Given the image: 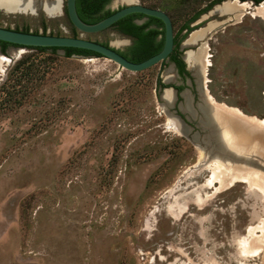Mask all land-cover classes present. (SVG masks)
Here are the masks:
<instances>
[{
  "label": "rangeland",
  "instance_id": "1",
  "mask_svg": "<svg viewBox=\"0 0 264 264\" xmlns=\"http://www.w3.org/2000/svg\"><path fill=\"white\" fill-rule=\"evenodd\" d=\"M50 1L55 14L0 11V26L72 36L65 0ZM138 1L164 10L177 40L208 2ZM243 2L250 6L237 18L210 10L191 23L221 24L201 41L211 63L201 82L211 102L264 121V18L252 13L264 1ZM189 33L180 56L201 44L182 47ZM77 35L119 50L132 43L112 28ZM48 55L0 49V264H264L263 190L248 182L207 188L212 170L198 164L205 131L193 127L200 144L177 131L165 109L173 101L160 99L177 85L198 101L194 77L184 79L169 59L128 72L103 57ZM252 226L263 247L247 257L241 242Z\"/></svg>",
  "mask_w": 264,
  "mask_h": 264
},
{
  "label": "bare ground",
  "instance_id": "2",
  "mask_svg": "<svg viewBox=\"0 0 264 264\" xmlns=\"http://www.w3.org/2000/svg\"><path fill=\"white\" fill-rule=\"evenodd\" d=\"M116 1L130 3L135 0ZM0 6L6 8L7 12L11 11V13H34L37 9L41 8L50 15L55 14L57 11L56 8H58L56 2L50 0H0ZM249 6L250 5L248 2L228 0L216 6L211 13L229 16V18L230 16H232L231 18H237L238 16H240V14H238L237 12L244 7L249 8ZM256 10V12L252 13H254V15L260 14L264 18V2H261V4L257 6ZM218 25L219 22L213 21L209 22L202 28L193 30L184 41L183 45L185 47L196 45L197 43L204 40L207 33H210ZM207 50L208 46L206 42L203 41L195 52H192L191 50L184 52V58L188 64L189 69L193 71L196 79H198L197 82L201 91L200 97L206 98V101L210 103V98L207 97L202 85L203 82H201L203 76L205 75V68L211 64L209 60L210 54ZM170 78L171 75H167L165 79L170 81ZM183 95L185 98L184 101L189 100L190 104L189 94L185 92L183 93ZM162 97L165 104L172 102L174 100L173 89H165L162 92ZM185 106L187 111L191 113L194 112V110L192 112L188 109V105ZM200 107L205 113V120L203 121V124L211 125V123L213 124V122H216V124H218L219 128L221 129L217 134L212 133L213 136H211L214 137L216 141V147L213 146L212 151L209 155L211 156V158L208 157V159L204 163L202 162V157L205 156V148L199 147L201 155L199 159V162L201 163H198L199 166L201 168L210 167L212 170V175L208 180L207 188H210L212 190L215 189L214 191L218 193L219 190L229 188L236 182H248L250 185H256L260 187V189H262L264 192V176L260 175L262 173L260 170L254 168L257 167L256 164H251L254 165V167H252L246 162L240 163L237 161V159L242 157L243 159L241 160L247 161V159H251L260 161L262 165L264 164V121L255 119L253 117H244L242 115L236 114L237 111L228 110L224 107L216 105L215 103H213V107H215L216 112L212 117L209 115V111L206 106L201 104ZM182 109L185 110V107H183ZM170 122H172L174 127L180 133L186 134V132L188 131L175 118H170ZM255 228L258 227L252 226L249 229L248 237L244 238L241 242L242 252L247 257L256 256L262 251L263 238L259 236V240L253 238ZM260 228L261 227L259 225V230Z\"/></svg>",
  "mask_w": 264,
  "mask_h": 264
},
{
  "label": "water",
  "instance_id": "3",
  "mask_svg": "<svg viewBox=\"0 0 264 264\" xmlns=\"http://www.w3.org/2000/svg\"><path fill=\"white\" fill-rule=\"evenodd\" d=\"M228 1V0H226ZM64 8H65V14L69 21V23L75 27L77 31L80 33H87V34H93V33H99L103 30L108 29L111 27L113 23L118 21L120 18L131 14V13H140L144 16H151L160 19L164 24V40H163V46L161 50L148 58L140 61V62H134L126 57H124L121 53H119L115 47L112 45H104L100 41L91 40L85 37H82L81 35L77 36H70V35H55V34H48V33H41V32H32V31H22V30H15L12 28H6L0 26V41L8 42L13 45V47L18 48H28V47H72V48H79V49H86L89 51H92L101 57L105 58L106 60L112 62L122 70L128 71V72H137L142 71L144 69H147L159 62H163L168 60L169 55L172 53L174 48V31H173V24L170 16L164 11L159 8H153L146 5L141 4L138 0L132 1L130 3H124L119 8L115 9L114 12L109 14L108 16L104 17L103 19L99 20L95 23H85L81 20L77 13L76 9V0H65L64 2ZM0 11H7L6 8L0 6ZM11 13V11H8ZM136 23L140 24L142 23L141 20L136 19ZM194 30V29H193ZM191 30L190 33L193 31ZM189 33V35H190ZM184 43V42H183ZM182 47H185L182 45ZM61 50L64 54V50ZM185 52V51H184ZM181 56L183 62L186 65V70L189 72L191 77H194V83H195V89L198 94V101H194V96L191 92L188 90H182L179 94L183 98L182 102H179L176 104L177 100V90L172 87H164L162 92L167 88H172L174 91V100L171 104L166 106V112L170 118H175L179 121L188 131L186 132V135L191 133V139L195 141L196 143L199 142V138L197 136V132H193V127H197L201 129L202 131H205V140H204V146L206 151V146H209L210 149L208 151H212L213 146L216 147V141L214 137H212V133L217 134L221 129L219 128L218 124L216 122L211 123V125H204L203 121L205 120V113L201 109L200 105L206 106L208 109V113L210 116L213 117V114H215V107H213V103H208L206 101V98H202L200 87L198 86V82L196 79V76L194 75L193 71L189 69L188 64L184 58V53ZM74 57H92V56H86V55H78L74 54L72 55ZM97 57V56H93ZM175 64L172 62L171 68ZM164 84L169 83V80H163ZM183 92H189L191 99H190V106L194 110L193 113L186 110L185 101H184V95ZM204 96V95H203ZM160 99L164 102V99L162 97V93L160 95ZM177 108V110L181 114H177L176 110L173 109V107ZM185 107V110L181 108ZM183 115L184 117H182ZM189 123H194V126H191ZM212 135V136H211ZM240 159V160H239ZM237 159L238 162L244 163L249 162L253 163L251 160H241L243 159L240 157ZM256 165L262 166L264 168V164L260 161L254 160Z\"/></svg>",
  "mask_w": 264,
  "mask_h": 264
},
{
  "label": "trees",
  "instance_id": "4",
  "mask_svg": "<svg viewBox=\"0 0 264 264\" xmlns=\"http://www.w3.org/2000/svg\"><path fill=\"white\" fill-rule=\"evenodd\" d=\"M258 1L259 0H255V2ZM109 2L110 0H76L77 13L81 20L85 23L91 24L98 22L99 20L103 19L104 17L108 16L109 14L115 11L108 7ZM212 4L213 3L209 4L206 9L210 8ZM199 14L201 13H196L194 16L191 17L190 20H194L199 16ZM142 17H147L148 19L140 24L135 22L136 19H140ZM109 28L115 29L117 33L129 37L132 40L131 45L128 46L125 50H119L116 48L119 53H121L124 57L131 61L140 62L148 58L149 56L159 52L163 46L164 24L158 18L144 16L140 13H131L120 18ZM184 28H187V30L182 34L180 39L184 38L191 30L196 27L188 26V23H184L181 26V30H183ZM71 29L73 31V36H77L78 31L75 29V27L71 25ZM180 39L177 40L176 36H174V49L168 58H170L176 63L179 72L188 74V71L185 69V64L183 60L178 57L179 52L177 51V47ZM102 43L104 45H109L108 42ZM9 46H12V44L0 41V49L2 52H5V50ZM28 49L49 54L46 58L47 60H55L57 58L56 53L58 49L64 50L63 55L66 58H69L74 54L101 57L100 55L92 51L72 47H28ZM18 65L19 63L16 64L15 67H18ZM177 88L179 89L180 87Z\"/></svg>",
  "mask_w": 264,
  "mask_h": 264
},
{
  "label": "flooded vegetation",
  "instance_id": "5",
  "mask_svg": "<svg viewBox=\"0 0 264 264\" xmlns=\"http://www.w3.org/2000/svg\"><path fill=\"white\" fill-rule=\"evenodd\" d=\"M186 1H190V0H186ZM200 1V0H199ZM224 1H226V0H208V2L207 3H205L204 5H202V6H200L199 8H197L195 11H193V13H201V14H199V16H201L203 13H208V12H210V10H213L214 8H215V6L216 5H219L220 3H223ZM239 1H241V2H243V1H248V0H239ZM251 2H252V4H254V3H259V2H261V1H264V0H259L258 2H255V0H250ZM211 3H213L212 5H211V7L210 8H208V9H206L208 6H209V4H211ZM144 5V4H143ZM146 6H148V5H146ZM150 7V6H149ZM154 8V7H153ZM194 14V15H195ZM193 15V16H194ZM198 16V17H199ZM198 17L197 18H195L194 20H189L188 22H186V23H188V26H192L191 25V23H194V22H196V20L198 19ZM142 18H146V20L148 19L147 17H142ZM142 18H140V19H142ZM191 19V18H190ZM145 20V21H146ZM145 21H143V22H145ZM195 29V28H194ZM186 30H187V28H184L182 31L183 32H186ZM174 49V48H173ZM178 57H180L181 58V56L180 55H178ZM169 60H171L170 58H168ZM182 59V58H181ZM174 64H175V67H176V69H177V71H178V73L184 78V79H186L187 78V76L188 77H190V74H189V72H188V74H186V73H181V72H179V69H178V67H177V65H176V63L173 61V60H171ZM185 64V63H184ZM185 69H186V66H185ZM192 80H194L193 78H192ZM193 83H194V81H193ZM195 84V83H194ZM176 90H177V100H176V104L177 103H179L180 101L178 100L179 98H182L181 96H180V92H181V89H183V88H181L180 86H177V85H172ZM177 87H180L179 89L177 88ZM195 90V93H196V95H197V98H198V94H197V91H196V89H194ZM194 96V95H193ZM194 101H195V98H194ZM178 114H181L179 111L177 112ZM182 117H184L183 115H181Z\"/></svg>",
  "mask_w": 264,
  "mask_h": 264
}]
</instances>
